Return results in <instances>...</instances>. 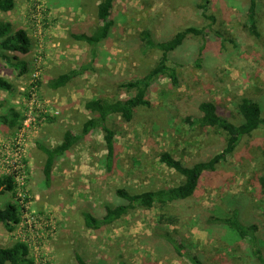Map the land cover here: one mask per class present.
<instances>
[{"label":"rangeland","instance_id":"obj_1","mask_svg":"<svg viewBox=\"0 0 264 264\" xmlns=\"http://www.w3.org/2000/svg\"><path fill=\"white\" fill-rule=\"evenodd\" d=\"M103 1L15 0L12 12L0 13L31 41L29 54L0 59V76L13 86L12 92L0 90V113L14 108L22 116L16 129L0 125V177H9L17 158L22 171L14 194L0 195V209L14 203L20 214L12 232L0 224V245L25 243L32 264H76L75 253L92 264H261L264 199L258 177L264 174V130L243 138L215 171L204 172L185 201L162 210L138 209L98 229L85 226L84 214L101 223L105 208L121 203L118 189L137 193L181 183L160 162L163 153L188 166L221 151L224 135L191 125L201 102H213L219 116L239 124L237 104L246 98L261 106L264 118V0L257 12L259 37L244 27L249 0H211L213 25L202 17L199 0H113L105 21ZM104 23L111 26L110 37L94 47L72 38ZM186 27L206 32L188 35L171 54L168 66L177 79L155 83L147 94L149 107L136 109L128 123L110 118L115 152L109 160L101 128L82 135L90 118L85 103L127 98L120 85L154 67L160 53L146 47L144 31L165 42ZM68 72L78 75L59 90L49 88L51 79ZM66 130L83 137L55 163L47 186L39 146L59 145ZM233 211L256 232L243 239L233 233L224 223Z\"/></svg>","mask_w":264,"mask_h":264},{"label":"trees","instance_id":"obj_2","mask_svg":"<svg viewBox=\"0 0 264 264\" xmlns=\"http://www.w3.org/2000/svg\"><path fill=\"white\" fill-rule=\"evenodd\" d=\"M112 1L104 0L99 6L102 11L103 21L108 17V10L112 6ZM210 4L211 0H199L197 7L201 11L202 17L213 25L216 23V17L210 14ZM258 7L259 0H249L248 7L246 8L244 27L254 37L260 36L257 28ZM14 8L15 0H0V13H10ZM205 32V28L186 27L176 32L169 41L156 42L151 39L148 31H144L141 39L144 41L146 47L155 48L159 51L160 58L158 62L138 81H131L120 85V88L129 95L127 98L114 100L97 98L87 101L84 108L90 114V118L84 123L82 135L87 136L91 131L101 128L104 133L103 140L108 153V159H112L115 152V132L109 127L110 118L120 117L128 123L132 121L136 109L139 107H149L150 101L147 99L149 89L161 78L170 79L172 82L177 79L175 70L168 66L171 54L183 45L188 35L199 37L203 36ZM110 34L111 26L108 23H104L92 34H73L72 38L77 42H83L94 47L107 40ZM30 49L31 41L26 33L20 29L13 30L12 24L0 19V59L8 61V53L25 56L29 54ZM20 65L21 69L25 70L24 64L20 63ZM77 75V72L62 74L51 79L48 86L51 90H59L67 86ZM0 90L12 92L13 86L0 77ZM3 106L4 104L0 103V108ZM197 110V117L191 122V125H195L201 129H210L217 134L224 135V148L204 162L188 166L173 158L171 154L163 153L160 156V162L176 172L182 178L181 183L173 187L155 191L144 190L137 193L118 189L116 196L121 199V203L113 208L106 207L101 223H98L96 218L91 214H84L85 226L87 228L98 229L101 225H111L138 209H152L156 207L162 210L171 204L191 198L199 187L204 172L215 171L218 165L233 155L243 138L250 137L258 130H264V118L261 116V106L246 98H242L237 104V111L241 118L239 124H234L219 116L213 102L203 101L198 105ZM21 121L22 116L20 112L14 108L8 109L5 114L0 113V125L7 128L16 129L21 124ZM185 121L190 122L191 118L187 117ZM82 137L74 135L70 130H66L59 145L53 148L39 146L45 155V163L42 168L45 185L49 186L51 183L55 163L70 152ZM258 185L261 197L264 199V174L258 177ZM14 188L15 186L11 177H0V195L5 193L13 195ZM19 222L20 214L16 204H7L6 207L0 209V224L4 226L6 231L12 232ZM224 223L241 239L245 238L247 234H253L257 230L256 226H243L239 221L238 211H233L232 215L224 220ZM170 243L178 252L175 243L173 241ZM74 258L76 264H92L86 262L77 253L74 254ZM0 264H32V261L29 259L27 245L22 242H17L11 247L0 245ZM261 264H264L263 259H261Z\"/></svg>","mask_w":264,"mask_h":264},{"label":"built area","instance_id":"obj_3","mask_svg":"<svg viewBox=\"0 0 264 264\" xmlns=\"http://www.w3.org/2000/svg\"><path fill=\"white\" fill-rule=\"evenodd\" d=\"M56 115L58 114V110L56 109ZM19 158H17L15 161H13L9 168H8V171L7 173L9 174V177L12 178V181H13V184L15 186V182L19 183V178L20 176L22 175V171L20 169V166H19Z\"/></svg>","mask_w":264,"mask_h":264},{"label":"crops","instance_id":"obj_4","mask_svg":"<svg viewBox=\"0 0 264 264\" xmlns=\"http://www.w3.org/2000/svg\"><path fill=\"white\" fill-rule=\"evenodd\" d=\"M1 77V76H0Z\"/></svg>","mask_w":264,"mask_h":264}]
</instances>
